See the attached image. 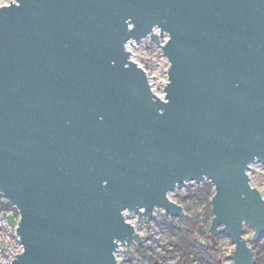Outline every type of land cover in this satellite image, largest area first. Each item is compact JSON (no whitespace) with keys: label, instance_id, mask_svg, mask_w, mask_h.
Returning a JSON list of instances; mask_svg holds the SVG:
<instances>
[{"label":"water","instance_id":"water-1","mask_svg":"<svg viewBox=\"0 0 264 264\" xmlns=\"http://www.w3.org/2000/svg\"><path fill=\"white\" fill-rule=\"evenodd\" d=\"M165 34L161 98L128 45ZM259 162L264 0L0 5V193L24 244L13 264H119L120 243L142 242L126 211L183 216L170 192L204 180L211 234L234 241L233 264H255L244 229L264 234Z\"/></svg>","mask_w":264,"mask_h":264},{"label":"rangeland","instance_id":"rangeland-1","mask_svg":"<svg viewBox=\"0 0 264 264\" xmlns=\"http://www.w3.org/2000/svg\"><path fill=\"white\" fill-rule=\"evenodd\" d=\"M11 1L13 0H0V3L4 5ZM166 38L167 35L165 34L160 38L161 43H158L154 39L152 40L151 37H146L138 43L133 42L130 44L133 59L153 77L157 83V88L161 92L166 81L169 80L167 71L170 65L167 56L163 54L161 48ZM249 174L251 175L252 185L264 196V164L261 162L254 164L252 169L249 170ZM208 181L182 184L176 191L171 192L170 197L182 204L186 211L183 216H174L173 221L162 216L145 219L139 213L131 214V219L138 225L137 233L139 232L142 235L143 240L140 242L141 245L139 247L136 242L130 245L120 243L116 251V259H118L119 264H157V262L186 264L183 262L174 241L183 249L186 247L182 234V229L186 226L184 216H194L205 206L206 199L203 186ZM6 207L11 211H15L16 208L14 205L8 206L7 204ZM8 217L12 222L14 221V216L9 215ZM143 224H145V227H143ZM244 231L247 241L252 246L253 229L246 226ZM257 242L254 250L263 256L264 248L260 245L264 242V234L257 239ZM219 243L221 245V254L229 255V248L235 247V243L230 237L219 238ZM188 251L190 252L189 256L194 257L191 247H188ZM224 262L225 264H233L231 259ZM193 264H198V260L194 261Z\"/></svg>","mask_w":264,"mask_h":264},{"label":"trees","instance_id":"trees-1","mask_svg":"<svg viewBox=\"0 0 264 264\" xmlns=\"http://www.w3.org/2000/svg\"><path fill=\"white\" fill-rule=\"evenodd\" d=\"M203 192L205 197V206L198 211L194 216H184L186 226L182 229L183 241L186 247L184 249L174 241L177 250L184 263L193 264L194 261L198 260V264H225L223 255L221 254V245L219 238L228 236L225 233H219L217 236H213L209 230L211 225V219L213 218V210L211 206V197L215 193V187L208 181L203 186ZM10 206V203L7 202ZM169 220L173 221L174 217H168ZM253 252L255 253L256 263L264 264V255L262 256L256 250L255 244L257 240L252 238L251 240ZM141 244L139 243L138 247ZM264 248V242L260 245ZM188 247H191L194 257H190Z\"/></svg>","mask_w":264,"mask_h":264},{"label":"built area","instance_id":"built-area-1","mask_svg":"<svg viewBox=\"0 0 264 264\" xmlns=\"http://www.w3.org/2000/svg\"><path fill=\"white\" fill-rule=\"evenodd\" d=\"M11 2H15V0H13ZM6 4H9V3H6ZM0 5H3V4L0 3ZM154 31H156L157 33H160L158 28H155ZM130 44L128 45L129 49H131L130 48ZM132 58H133V56H132ZM147 74H148V77L150 79V86L153 89V91L156 92L161 98H164V96L166 94V92H165V85L166 84L164 85V87H163L164 89L161 92L159 90V88H157V83L155 82L153 77H151V75H149L148 72H147ZM167 82L168 81H166V83ZM253 165L254 164L251 165L249 170L252 169ZM248 174H249V172H248ZM193 182H203V181H192L190 183H193ZM170 194H171V192H170ZM169 197H170V195H169ZM170 199L174 200L172 197H170ZM175 201L178 202L177 200H175ZM7 202L9 203L7 198L2 193H0V264H13L12 261L15 258H17L16 254H21L24 251V244L21 241V238H20V236L18 234V229H17L19 221H20V218H19L20 215H19L18 208L16 207L15 211L14 210L13 211L8 210V208L6 207ZM10 205H12V204H10ZM134 213H136V212L126 211L125 212V220L127 222L133 224L135 226V229H136V232H137L138 231V225L135 224L133 222V220L131 219V217H130L131 214H134ZM9 215L14 216V221L13 222L8 217ZM141 216L144 217L145 219H152V218H155L156 216L157 217L162 216L165 219H168V217H174V216H168L167 214L161 213V212L160 213L155 212L153 216H149V217H145L142 214H141ZM143 227H145V224H143ZM140 228H142V227H140ZM138 234H139V232H138ZM142 240H143V238H142ZM234 248H229L230 249L229 250V255L222 254L224 261L228 260V259L229 260L231 259L230 258L231 257V253L233 252Z\"/></svg>","mask_w":264,"mask_h":264}]
</instances>
